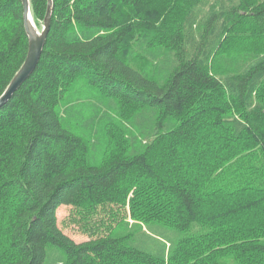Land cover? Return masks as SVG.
Listing matches in <instances>:
<instances>
[{
  "label": "trees",
  "instance_id": "trees-1",
  "mask_svg": "<svg viewBox=\"0 0 264 264\" xmlns=\"http://www.w3.org/2000/svg\"><path fill=\"white\" fill-rule=\"evenodd\" d=\"M52 3L0 108V264H264V0ZM27 49L21 0H0V95ZM60 206L130 222L76 243Z\"/></svg>",
  "mask_w": 264,
  "mask_h": 264
},
{
  "label": "rangeland",
  "instance_id": "rangeland-1",
  "mask_svg": "<svg viewBox=\"0 0 264 264\" xmlns=\"http://www.w3.org/2000/svg\"><path fill=\"white\" fill-rule=\"evenodd\" d=\"M38 30L42 26H37ZM238 46L227 47V50H237ZM57 225L64 234L74 242H85L93 237L105 235L110 228H115L120 219L130 220L128 207L118 209L116 206H106L97 209L92 216H83L79 209L71 206H60L56 211ZM116 220H113V218ZM130 222V221H129ZM109 227V228H108ZM108 228V230H107ZM142 231L150 237L159 235L152 227H142ZM223 264H237L230 256L222 260Z\"/></svg>",
  "mask_w": 264,
  "mask_h": 264
},
{
  "label": "water",
  "instance_id": "water-1",
  "mask_svg": "<svg viewBox=\"0 0 264 264\" xmlns=\"http://www.w3.org/2000/svg\"><path fill=\"white\" fill-rule=\"evenodd\" d=\"M21 2L23 6L24 29L28 38V49L23 64L13 76L5 91L0 95V108L12 98L13 94L35 71L50 28L53 11L52 0H47L46 13L40 30L37 29L32 19L29 0H21Z\"/></svg>",
  "mask_w": 264,
  "mask_h": 264
}]
</instances>
